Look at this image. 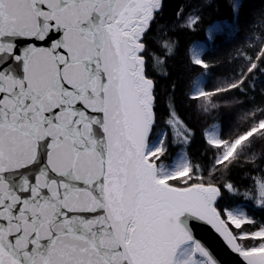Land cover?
<instances>
[{"label":"snow or ice","instance_id":"6c2138e0","mask_svg":"<svg viewBox=\"0 0 264 264\" xmlns=\"http://www.w3.org/2000/svg\"><path fill=\"white\" fill-rule=\"evenodd\" d=\"M213 3L190 0L165 22V0H0V264H220L199 225L241 264H264V220L225 202L264 210V178L243 192L229 178L264 171V89L251 95L264 8L211 88L203 43L186 50L185 98L205 118L197 153L175 85L159 91L176 33ZM245 3L228 0L233 21Z\"/></svg>","mask_w":264,"mask_h":264},{"label":"trees","instance_id":"16d2710c","mask_svg":"<svg viewBox=\"0 0 264 264\" xmlns=\"http://www.w3.org/2000/svg\"><path fill=\"white\" fill-rule=\"evenodd\" d=\"M190 0H165L163 19L165 22H171L177 10L181 6H186ZM264 8V0H247L244 8L241 10L238 23L233 21L232 10L228 6V0H214L213 6L203 11V20L199 25V28L195 31H178L176 37L179 39V50L175 56L168 60V67L171 75L168 79H161L159 81V91L161 94V100L165 98V94L170 91L172 85H175L176 106L180 111V114L185 117L187 122L195 130L196 139L192 145L193 153H197L203 146L200 135L201 130L205 128L203 116H199L195 112L196 105L191 103L185 98L186 82L189 77L192 76L193 69L188 63V57L186 56V50L196 41H203L206 44L204 58L210 62L212 67L208 71V84L207 87L211 88L217 83V76L220 73L227 72L232 66L233 49L240 47L244 41V32L246 26L252 21L253 13ZM217 21H228L231 27L222 26V31L215 34L214 42H208L206 38V30L209 26ZM237 32L239 34H237ZM150 47H154L151 45ZM159 52V49H156ZM199 71V69H196ZM256 89L251 93L259 103L262 97L259 95L260 90L264 89V75L257 73L254 78ZM163 105L161 112H163ZM221 116L224 119L225 124L231 122L230 113L222 112ZM175 152L176 149H171ZM264 167V166H262ZM237 185L241 186V191L251 189L253 184L260 179L264 178V171L254 170L251 168H236L233 169L231 176L229 177ZM243 197L237 198L234 202L226 194L225 202L234 203V205H242L247 213L253 216L257 221L264 220V210H260L251 201L243 202Z\"/></svg>","mask_w":264,"mask_h":264},{"label":"water","instance_id":"95a60500","mask_svg":"<svg viewBox=\"0 0 264 264\" xmlns=\"http://www.w3.org/2000/svg\"><path fill=\"white\" fill-rule=\"evenodd\" d=\"M198 238H200L213 251L220 264H241V258L231 252L222 240L209 227L199 225L195 229Z\"/></svg>","mask_w":264,"mask_h":264},{"label":"rangeland","instance_id":"374dc122","mask_svg":"<svg viewBox=\"0 0 264 264\" xmlns=\"http://www.w3.org/2000/svg\"><path fill=\"white\" fill-rule=\"evenodd\" d=\"M228 22V21H227ZM214 24V23H213ZM212 24V25H213ZM225 26H228V27H231V24H230V22H228V23H226V24H224ZM198 43H203V45H204V49L206 48V44H205V42H203V41H196L194 44H198ZM193 44V45H194ZM239 206H241V207H243L242 205H239ZM245 211H246V209H245ZM247 212V211H246Z\"/></svg>","mask_w":264,"mask_h":264}]
</instances>
